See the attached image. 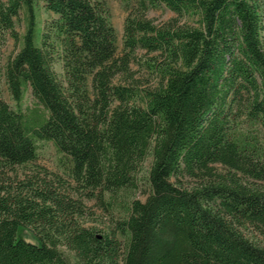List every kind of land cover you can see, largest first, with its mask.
Segmentation results:
<instances>
[{
  "label": "trees",
  "instance_id": "obj_1",
  "mask_svg": "<svg viewBox=\"0 0 264 264\" xmlns=\"http://www.w3.org/2000/svg\"><path fill=\"white\" fill-rule=\"evenodd\" d=\"M120 1L118 50L104 0H0V173L50 142L120 214L88 228L80 203L0 176V264H264V0Z\"/></svg>",
  "mask_w": 264,
  "mask_h": 264
},
{
  "label": "rangeland",
  "instance_id": "obj_2",
  "mask_svg": "<svg viewBox=\"0 0 264 264\" xmlns=\"http://www.w3.org/2000/svg\"><path fill=\"white\" fill-rule=\"evenodd\" d=\"M110 11L111 22L115 30L117 38L118 50L121 48L122 26L126 15L123 3L120 0H104ZM39 20L49 18L43 8L42 4L36 5ZM147 16L154 21V23H161L169 21L176 17V15L165 8L153 9L147 13ZM187 19H181L184 22ZM16 29L19 34L23 33V23L17 22ZM14 43L11 38H7L6 43L0 48V64L3 65L7 57L15 50ZM58 71L59 69L56 68ZM0 99L13 107V102L10 100L8 91L4 84L3 78L0 79ZM30 92L25 94L22 102V108H32L34 106ZM220 168V166H216ZM2 176L1 182L13 186L16 190L18 185L26 184L25 193L32 196L34 192H50L52 194L67 196L70 200L78 202L83 206V218L81 223L88 228H97L99 230H106L114 218L120 216L116 211L105 210L95 199L80 196L74 189V183L66 174H64L57 165V154L50 142L39 143L37 158L24 166H16L12 170H7L0 173ZM135 197L144 200L146 197V189L143 185L140 186L139 191ZM19 233L27 241L34 242L35 240L26 230L19 227ZM67 259L74 264L75 258L72 252L64 251Z\"/></svg>",
  "mask_w": 264,
  "mask_h": 264
}]
</instances>
